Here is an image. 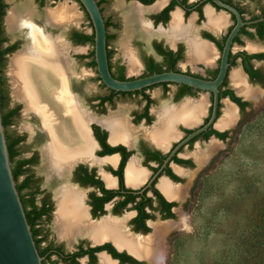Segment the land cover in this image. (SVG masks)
I'll list each match as a JSON object with an SVG mask.
<instances>
[{"label": "flooded vegetation", "instance_id": "obj_1", "mask_svg": "<svg viewBox=\"0 0 264 264\" xmlns=\"http://www.w3.org/2000/svg\"><path fill=\"white\" fill-rule=\"evenodd\" d=\"M35 1L38 8L41 9L44 0ZM121 1L125 3L126 10H128L126 16L129 19L126 20L128 25L134 29H146L144 32L147 31V37L151 38L141 42L139 48L140 61L138 57L137 60L138 64L141 62L139 66L144 69L143 74L139 77H127L126 68L128 67L129 70V62L123 46L128 47V45L122 43L126 63H123L121 59L113 61L114 51L110 45L119 25L113 20V17L105 18L102 12L104 20L109 22L106 29V40L107 36H113L109 39L107 47V50L110 51L108 67L111 75L116 77L122 71L126 79L145 77L143 75L146 74L150 60L165 70L169 61L167 53H171V57L177 60L173 72L205 80L215 79L212 77L216 71L218 73L220 56L226 38L237 23L232 12L219 6L213 0ZM217 1L234 9L243 23L231 46L228 72L224 80L226 83L222 87L223 82L219 88L218 121L222 114V107L225 106L222 100L231 101L227 96L220 97V92L223 90H231L242 102L248 103L244 111L234 103L238 115L244 116L250 102L254 103L255 98L251 99L250 97V99L244 100V95L240 94L236 86L233 84L229 86V82H232L233 68L239 66L246 84L250 83L252 86H248L252 89H257L253 86H258L264 94V85L252 81L244 71L242 57L230 60V56L238 53L264 54V0ZM1 5L3 14L0 17V40L2 41L0 47V88L5 111L12 113L7 134L15 143L16 161L29 162L21 166L25 174L20 178V180L30 178L29 189L26 191L28 198L33 200L31 201L38 209H47V213L41 219L36 220L32 232V236L36 234V239L39 241L37 251L42 253V263L102 264L101 262L104 261L105 264H162L164 261L162 253H166L167 243L169 245L171 237L174 236L172 231L177 230L178 227H174V224H187L184 217H179V212L186 214L189 211L196 192L195 187L199 186L202 177L210 170L211 164H215L219 158V153L211 158L209 155L228 139L222 140L216 135L206 138V133L212 130L218 133L227 132L229 137L231 132L228 126H217V121H215L207 131L175 150L183 139L207 123L211 114L212 95L192 88L186 94L180 95L183 85L164 83L166 85L159 84L144 91L152 100L148 108H146L147 101L142 94H119L108 100L112 90L102 84L98 77L96 64L92 65L94 45L85 44L91 47V51L84 57L79 53L82 51L81 46L85 45L76 43V34L90 35L92 31L88 34L71 28L67 36L69 42L67 60L73 93H70L69 96L76 102L80 114H84L85 121L82 125L76 124L72 129L68 128L60 135L61 141L70 143L69 147L62 151L63 146L59 144L62 146L61 153L54 152L51 157L48 155V147L52 134L44 129L38 113H24V104L12 95V77L9 75V68L8 74H4L7 59L10 62L11 57L24 46L18 49L19 39L11 42L7 37L2 23L5 13L3 0H1ZM134 7L143 11L140 19L134 16ZM245 44L246 47H244ZM220 45H222L221 49ZM194 47L208 49L210 54L208 56L203 54L201 58L195 59L194 56L197 55ZM235 47L236 52L234 51ZM73 52L78 54L73 57ZM91 52H93V57L90 56ZM233 61L234 64H232ZM81 64L90 70L85 69L84 73L77 74L76 67ZM180 64L185 65L186 69H180ZM250 64L264 76V67L257 68L260 64L264 65V60L252 59ZM191 68L204 70V74L199 71L192 72ZM91 82L99 83L101 88L99 92H97L96 86L90 85ZM170 86L175 87L173 91H170ZM159 87L164 95H170L172 106L165 108L154 106V100L148 91ZM237 91L240 96L237 95ZM257 92V96H259V91L257 90ZM199 93L208 94V98L204 97L194 101ZM118 96L138 97L143 102V106L134 111L131 119H128L126 115L113 111L114 101ZM181 100L184 102L178 105L177 103ZM201 101L206 105H204L205 108L203 107L202 114L195 120L196 122L189 123L183 118L174 120L173 116L166 119L170 116L169 113L179 110L183 104H197ZM207 104L208 109H206ZM20 106L23 110H20ZM20 113L30 115L39 126L38 129L35 127V131L31 132L34 135L28 143L25 135L15 128V122ZM206 113L207 116L201 120ZM114 117L116 120L118 117L116 122H114ZM68 119L69 123H75L74 119ZM199 120L201 123L197 124ZM212 138L214 139L212 140ZM210 140L215 144L214 148L209 149V145L206 151L203 150L202 145ZM173 151L174 154L165 163ZM39 157L43 165L45 182L53 188L52 190L42 189L40 177H37L33 172ZM49 157L52 158L53 169H48V166L51 165L48 162ZM200 163H205L201 169H199ZM62 190L67 198H75L69 203L71 205L69 207L73 208L75 213H81L83 219L86 220L82 221V224H108L107 232L109 231L110 234L106 235L105 231V235L96 239L85 233L74 235L71 238L58 235L54 220L57 201ZM164 224H169L170 227L165 233L158 236V247L155 246L156 248L153 249V240L157 239L158 235L157 227ZM49 225L52 226L54 237L50 236ZM157 250L162 251L159 254V261L151 256V252Z\"/></svg>", "mask_w": 264, "mask_h": 264}, {"label": "rangeland", "instance_id": "obj_2", "mask_svg": "<svg viewBox=\"0 0 264 264\" xmlns=\"http://www.w3.org/2000/svg\"><path fill=\"white\" fill-rule=\"evenodd\" d=\"M3 2L5 3V13L2 19L3 28L11 42L19 39L18 49L21 46H24L22 48L24 49L31 44L27 36L28 31L26 29H9L6 20L10 11H19L27 5L35 11L36 14L33 17L36 22L35 27L41 28L44 36L50 38L51 36L48 34L53 37L61 36L69 43L67 36L71 28L88 34L91 33L92 29L87 16L76 0H44L41 9L38 8L35 0H3ZM122 2L121 0H106L101 5L104 17H113V20L119 25V29L115 31V38L110 45V48L114 51L113 61L121 59L123 63H126L122 51L123 42L128 45L140 61V44L151 37H147V31L144 32L146 29H134L131 25H128L126 22V20H129L126 17L128 10H126L125 3ZM66 6L75 10L77 14L76 24H69L59 29L47 27L48 25L46 26L45 23L46 9L55 10ZM53 37L51 39L56 40ZM81 47L82 51L79 54L85 57L90 53L91 47L88 45ZM244 47H246V44ZM234 51H237L236 47ZM77 54L73 52L72 56L74 57ZM9 64L10 62L7 59L4 68V74L6 75L8 74ZM263 67V64L257 66V68ZM76 68L77 74L84 73L85 69L90 70L84 64ZM180 69L185 70L186 66L180 64ZM143 70V68H140L138 72L130 73L127 67L126 76L139 77L143 74ZM190 70L204 74V70L196 68ZM235 70L241 72L240 67L237 66L232 69L231 74ZM90 85L96 86L97 92L101 89L98 82H91ZM231 85L232 82L230 81L229 86ZM248 85L252 86L250 83ZM253 87L258 88V86ZM174 88V86H170V91H173ZM258 91L259 99L256 100V103L250 102L244 116L236 113V126L230 130L229 137L224 144L213 152L214 157L219 153V158L199 182L189 211L186 214L179 212V217L185 218L187 227L183 229V226L178 225L177 230L172 231L174 236L171 237L169 245L167 243L163 264H250L253 247L257 246L258 243L257 236L261 234L260 225L264 224V94L260 90ZM149 94L154 100L156 108L173 105L170 95H164L162 89ZM204 97L208 98V94L199 93L194 101ZM114 102V113H122L128 119H131L134 111L141 109L143 106V102L138 97L118 96ZM183 102L181 100L177 104ZM225 107L226 103L222 110ZM206 109H208V104ZM223 115L224 111L220 119ZM205 116H207V113L201 120ZM220 119L217 121V125ZM201 120L197 124H200ZM35 127L39 128L38 123L33 121L30 115L20 113L15 122V128L25 135L27 143L32 139L34 133L31 132L35 131ZM211 143L210 140L201 148L206 151ZM33 172L37 177H40L42 189H53L45 182L40 157L37 165L33 168ZM49 229L51 230L50 236L54 237L51 225H49Z\"/></svg>", "mask_w": 264, "mask_h": 264}, {"label": "bare ground", "instance_id": "obj_3", "mask_svg": "<svg viewBox=\"0 0 264 264\" xmlns=\"http://www.w3.org/2000/svg\"><path fill=\"white\" fill-rule=\"evenodd\" d=\"M24 7L19 11H10L6 20L9 29H26L28 31V39L31 41L29 46H25L26 48L19 51L10 59L9 75L12 77V95L24 104V113H38L41 117L44 129L52 134L48 147V155L52 157L54 152L61 153L60 149L62 146V151L69 147L70 143L67 141H61L60 135L68 128L72 129L76 124H84L85 116L84 114H80L76 102L70 98V93L66 85L67 78L70 77L67 60L69 47L62 40L58 39V37L55 38L56 40H52V37L44 36L41 28L38 29L35 27L36 22L33 18L36 14L35 11L29 5L25 8ZM142 12L143 11L139 8H133V14L138 19H140ZM76 16L77 14L75 10L67 6L55 10H46L45 23L46 26L48 25L50 28H57L67 24H76ZM174 18L176 17L174 16ZM123 50L129 62L130 73L138 72L140 66L136 55L130 51L126 45L123 46ZM194 50L197 55L194 56L195 59L201 58L203 54H206L207 56L210 54L209 50L205 48L194 47ZM231 80L232 84L238 88L240 94H243L246 97L255 98L256 100L259 98L260 95L257 96V90L251 89L250 86L246 84L245 78L240 71H234ZM202 102L203 101L197 104L185 103L179 108V110L171 112L172 114L169 113L170 116H167L168 118L166 119H170L173 116L174 120L183 118L189 123L196 122L195 120L200 114H202L204 111L203 107L205 108L204 105H206ZM223 111L224 115L217 125L220 127L229 126L236 118L235 107L228 102H226V107ZM68 118L74 119L75 123H69ZM116 118L118 120V117ZM117 120L115 119L114 122ZM214 146L215 144L211 143L209 149H213ZM210 155L212 156L213 152ZM48 162L51 163L50 167L48 166V169H53L52 158L49 157ZM63 192L64 191L62 190L57 201L54 220L58 235L71 238L74 235L85 233L92 235L91 237L93 239L105 235L109 225L82 224V221L85 219H83L81 213H75L73 211L74 209L69 207L71 206L69 203L75 198H67ZM178 225L183 226V229L187 227L186 224H174V227H177ZM169 227V224H164L157 227L158 229L156 228L158 235L157 239L153 240V249L156 248L155 246L158 247V236L165 233ZM109 234L110 232L108 231L106 235ZM155 252H151V256L159 261V254H161L162 251L157 250ZM162 254L165 255V252ZM101 263L105 264L104 261Z\"/></svg>", "mask_w": 264, "mask_h": 264}, {"label": "water", "instance_id": "obj_4", "mask_svg": "<svg viewBox=\"0 0 264 264\" xmlns=\"http://www.w3.org/2000/svg\"><path fill=\"white\" fill-rule=\"evenodd\" d=\"M213 1L219 6L232 12L237 19L236 25L226 38L220 56L218 73L214 80H205L179 72L168 71L136 78L133 80L120 81L114 78L109 71L105 20L100 7L97 4V1L76 0V2L82 7L84 13L87 15L91 23V31L94 36V61L96 64V70L100 81L107 89L112 90L115 93H135L159 84L169 83L183 85L212 95L211 114L207 123L183 139L182 142L175 148V150L189 142L197 135L207 131V129L211 127L215 121H217L218 104L220 102L219 88L227 76L229 67L228 59L233 40L240 28L243 26L239 14L234 9L219 3L217 0ZM68 25L69 24L62 25L57 28H64ZM48 35L52 36L51 34ZM56 37L62 40L69 47V43L62 39L61 36ZM66 85L69 93L72 94L73 90L71 76L67 78ZM160 89V87L154 88L148 91V93ZM257 89L261 90L259 88ZM237 95L240 96L238 91ZM243 98L244 100L250 99V97L248 98L246 96ZM226 102L233 105L237 109L236 105L228 99L222 100V103L225 104ZM254 103H256L255 99ZM236 123L237 122L231 123L228 128L233 129L236 126ZM213 139L214 138H212V140ZM221 144L223 143L221 142ZM173 154L174 151L168 157L165 163L169 161ZM212 156L209 155L210 158ZM203 164L200 163L199 169H201ZM42 261L43 258L37 251L35 241L32 236L31 227L27 222L20 196L16 189V183L12 175L11 162L9 159L5 138V129L2 124L0 111V264H42Z\"/></svg>", "mask_w": 264, "mask_h": 264}, {"label": "trees", "instance_id": "obj_5", "mask_svg": "<svg viewBox=\"0 0 264 264\" xmlns=\"http://www.w3.org/2000/svg\"><path fill=\"white\" fill-rule=\"evenodd\" d=\"M105 2V0H99L97 1L98 6L100 7L101 12H103V9L101 8V5ZM3 6L1 5V0H0V17L2 16V8ZM87 16V15H86ZM88 19V17H87ZM89 21V19H88ZM90 27L91 23L89 21ZM109 22L107 20H105V27L106 29L108 28ZM93 33H91L90 35H86V34H76V43L80 44V45H85V44H90V45H94V40H93ZM113 38V36H107V40H106V45L108 47V42L109 39ZM1 43L2 41L0 40V47H1ZM222 48V45H220V49ZM91 57H93V52H91L90 54ZM171 53H167V57H169V61H168V66L167 69L163 70L162 67L157 66L156 64L153 63L152 60L149 61L148 65H147V69H146V75H152L155 73H161L164 71H175L174 66L176 63V59L174 60V58L171 57ZM107 57L108 60L110 59V51L107 50ZM237 57H242L243 60V66H244V71L248 74V76L250 77V79L254 82H257L259 84H263L264 85V76L263 74L259 71L253 68V66L250 64V60L252 59H257V60H264V54H255V55H246L245 53H238L234 56H230V60L231 58L236 59ZM232 64H234V61L232 62ZM92 65L95 66L94 61H92ZM217 71L214 73L213 78H215ZM113 77H115L114 75H112ZM116 79L120 80V81H125V80H131V79H126L122 73V71L120 72L119 75H117L115 77ZM226 82H224V84L222 85V87H224ZM166 85V84H163ZM155 87V86H153ZM152 87V88H153ZM182 92L180 95H184L187 93V91L191 90L188 87L182 86ZM264 87V86H263ZM150 89V88H148ZM146 89L140 91V92H135V93H115L113 91L111 92L110 97H108L107 99L110 100L112 99L114 96L122 94V95H132V94H142L143 98L147 101V106L146 108L149 107V105L152 103V100L150 99L149 95L145 94L144 91ZM229 97L230 100L237 104L240 109L242 111H244V109L248 106V103L246 102H242L239 98H237L233 92L231 90L225 89L222 92H220V97ZM0 111H1V117H2V124L4 126L5 129V138H6V143H7V148H8V153H9V159L11 162V169H12V175L14 178V181L16 183V189L19 193L20 196V200L26 215V219L28 224L31 227V232H33L34 230V225L36 224V220L37 219H41V217L43 215H45V213H47V209H38V207L32 202L33 200L30 198H28L27 195V190L29 189V184H30V178H25L20 180V178L25 174V171L22 170L21 166L29 163L28 161H16V157L17 154L15 152V148H14V142L11 140L10 136L7 134V129L10 125V117L12 115L11 112H6L5 111V104L3 101V97H2V90L0 88ZM210 135H216L218 138L225 140L226 138H228V133L224 132V133H218L215 131H211L206 133V138H208ZM211 164L210 167H212ZM198 186L195 187V189L197 190ZM195 190V191H196ZM32 200V201H31ZM262 225V226H261ZM260 228H261V234H259L257 236V246L255 245L253 247V256L251 258L250 264H264V224H261ZM33 239L35 241V245L37 250L39 249V241L36 239V234H33ZM39 255L41 256V252H39ZM44 264V262L42 263Z\"/></svg>", "mask_w": 264, "mask_h": 264}]
</instances>
